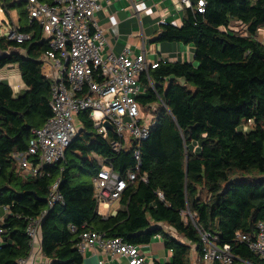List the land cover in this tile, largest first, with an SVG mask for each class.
Masks as SVG:
<instances>
[{"label":"trees","instance_id":"trees-1","mask_svg":"<svg viewBox=\"0 0 264 264\" xmlns=\"http://www.w3.org/2000/svg\"><path fill=\"white\" fill-rule=\"evenodd\" d=\"M189 1L182 24H161L156 41L192 45L194 65L160 63L148 74L155 90L142 76L147 94L138 101L142 108L155 105L154 124L140 146L137 179L121 194L116 213L103 217L91 183L99 170L94 155L122 176L135 160L131 151L113 152L112 136L102 139L86 112L78 114L80 129L59 163L45 166L41 177L16 172L11 155L24 152L31 130L51 116V83L40 61L49 45L40 26L29 22L23 1L1 0L6 14L16 10L14 29L29 38L18 43L0 36V68L17 65L24 85L15 96L0 80V208L8 211L0 223V264L28 256V221L47 209L56 180L62 202L47 211L39 231L47 264H82L77 242L89 230L136 246L158 236L171 253L166 264H191L192 247L201 260L195 226L228 246L233 264H264L236 239V233L254 237L264 222V41L258 39L264 0ZM198 1H204L202 12ZM234 22L243 30L230 29ZM144 174L147 183L139 181Z\"/></svg>","mask_w":264,"mask_h":264},{"label":"built area","instance_id":"built-area-1","mask_svg":"<svg viewBox=\"0 0 264 264\" xmlns=\"http://www.w3.org/2000/svg\"><path fill=\"white\" fill-rule=\"evenodd\" d=\"M14 1L24 2L29 22H36L40 26L42 39L49 45V50L40 57V61L43 74L51 83V116L42 127L31 130L24 152L11 155L16 172L23 178L41 177L45 166L59 163L78 132L74 125L76 121L80 124L78 114L86 112L93 129L102 139L107 140L109 135L112 136L109 145L113 152L131 151L135 160L133 169L122 176L106 159L94 155L99 170L91 183L97 212L108 210L129 184L137 179L141 166L140 146L149 138L154 124L155 105H146L143 109L138 101L147 94L142 76L146 77L148 86L155 90L149 71L156 69L160 63H172V59L149 61L144 53L134 56L127 48L115 55L107 32L96 18V13L104 9L103 4L112 0ZM179 1L186 8L191 7L189 0ZM130 2L135 12L144 10L151 14L142 2ZM203 7L204 1H198L197 11L202 12ZM107 17L111 25L110 33L116 35V19L109 14ZM7 37L18 43L29 38L18 33L16 28ZM139 181L147 183V176L140 175ZM59 182L56 180L50 187L47 209L39 217L28 221L26 235L30 252L27 257L19 259L18 264H27L34 249L40 248L42 219L55 203L62 202L58 192ZM3 209L8 212L6 208ZM195 228L200 237L201 264L234 263L235 256L228 246H218L216 237L210 232ZM236 239L264 260V222L257 223L254 237L236 233ZM77 248L81 254L87 249L99 248L111 257L129 259L130 264H145L139 246L127 244L120 238H107L94 230L80 234Z\"/></svg>","mask_w":264,"mask_h":264},{"label":"crops","instance_id":"crops-1","mask_svg":"<svg viewBox=\"0 0 264 264\" xmlns=\"http://www.w3.org/2000/svg\"><path fill=\"white\" fill-rule=\"evenodd\" d=\"M142 2L151 14L144 10L135 12L131 7L130 0H112L110 3L103 4L104 9L96 13L98 24L107 32L106 36L111 44V49L115 55H119L124 49H128L132 55L144 53L149 61L163 59H176L182 63H190L194 65L192 45H184L182 43H160L156 41L159 26L163 23H170L174 26L182 24L184 7L179 0H133ZM1 6V5H0ZM112 15L116 19V35L110 33V22L107 14ZM230 29L234 31L241 30L238 23L231 24ZM264 35V30L261 31ZM264 41V36H260ZM10 69H15L18 78L14 77V73ZM8 78L9 84L15 96L19 94L24 85L20 79L17 65H7L0 68V80ZM7 83V82H6ZM117 203V202H115ZM114 203L108 210L101 209L99 215L103 217L112 216L116 213ZM0 221L4 218L6 212L0 208ZM172 237L182 242V237L176 235L170 229H167ZM141 254L145 258V264L160 263L166 264L170 262L171 253L164 248L160 237L156 236L153 240L143 246H139ZM191 254L195 256L191 264H199L201 262L195 247H192ZM190 254V256H191ZM82 264H130L129 259L111 257L103 250L87 249L82 253ZM48 260L44 258L40 248H35L33 256L28 259L27 264H47Z\"/></svg>","mask_w":264,"mask_h":264},{"label":"rangeland","instance_id":"rangeland-1","mask_svg":"<svg viewBox=\"0 0 264 264\" xmlns=\"http://www.w3.org/2000/svg\"><path fill=\"white\" fill-rule=\"evenodd\" d=\"M18 24V15L16 13V10H9V12L6 14L4 11H2L1 9V6H0V36H8L9 32H11L14 27H16ZM240 29L243 30V27L240 26ZM244 31L241 32V34H244L243 33ZM260 36H264V35H259L258 36V39L261 40V37ZM14 73V77H17L18 78V74L16 75L17 71L15 69H10V72L8 73ZM3 80L5 82H7V84H9V80L8 78H3ZM75 127L77 130L80 129V124L76 121L74 123ZM241 178V177H239ZM244 178V177H243ZM246 180H249L250 178H245ZM80 181H83V182H88V177L86 176H82L80 179ZM114 207L117 208L118 207V204L117 203H114ZM1 213L3 211H0ZM195 256L191 254V262H193L192 259H194Z\"/></svg>","mask_w":264,"mask_h":264}]
</instances>
